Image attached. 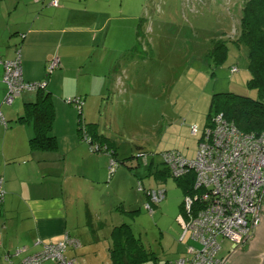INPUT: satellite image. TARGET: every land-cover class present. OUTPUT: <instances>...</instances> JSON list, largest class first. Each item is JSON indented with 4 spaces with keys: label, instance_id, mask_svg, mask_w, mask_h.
<instances>
[{
    "label": "rangeland",
    "instance_id": "1",
    "mask_svg": "<svg viewBox=\"0 0 264 264\" xmlns=\"http://www.w3.org/2000/svg\"><path fill=\"white\" fill-rule=\"evenodd\" d=\"M114 1L116 10L124 3L126 14L140 11L138 21L123 22L132 28L142 19V36L137 39L134 33L125 55L124 46L113 42L119 54L114 56L112 71L108 69L103 93L93 96L86 91L88 85L82 86L77 96L88 100L82 111L75 110L84 128L91 123L98 131L101 127L119 151L113 168L110 154L96 153L108 159V172L100 185L105 189L108 235L114 226L128 224L164 263L199 244L189 236L182 240L183 189L173 177L156 176L166 167L163 153L171 149L196 158L214 94L258 98V91L248 86L252 77L248 47L239 41L245 0H111L103 5L117 15ZM119 36L120 31L114 30L113 37ZM220 46L225 47L224 58L216 55ZM98 49L95 46L93 53ZM234 67L239 71L232 72ZM139 183L145 188L142 191ZM151 190L163 192L165 198L154 203ZM221 244L220 256L229 257L234 244L228 239Z\"/></svg>",
    "mask_w": 264,
    "mask_h": 264
},
{
    "label": "crops",
    "instance_id": "2",
    "mask_svg": "<svg viewBox=\"0 0 264 264\" xmlns=\"http://www.w3.org/2000/svg\"><path fill=\"white\" fill-rule=\"evenodd\" d=\"M53 1L0 0V59L12 60L20 51L24 79L47 81L45 90L52 94L56 114L51 134L58 144L56 150L31 148L33 124L18 119L25 114L26 104L36 102L39 90L26 91L12 105H6L3 98L8 86L2 80L1 68L0 109L6 124L0 120V180H4L5 189L0 264H20L24 257L41 251L39 241L58 242L66 235L81 242L80 247L68 251L79 264H113V231L120 225L108 235L105 189L100 186L108 172V159L90 152L79 134L76 108L66 100L82 97L86 102L88 96H77L84 85L93 96L103 93L108 69L112 71L114 56L119 54L114 43L124 46L125 55L133 37L138 39L139 22L131 28L123 21H138L141 14L139 10L126 14L124 3L116 10V1L118 12L112 14L103 6L111 0H58V7ZM114 30L120 31L119 37H113ZM95 46H99L96 54ZM56 57L60 66L50 73ZM99 134L113 143L117 158L119 151L112 137L101 127ZM23 248L24 252L16 255ZM157 258L145 264H167L176 259L163 263Z\"/></svg>",
    "mask_w": 264,
    "mask_h": 264
},
{
    "label": "built area",
    "instance_id": "3",
    "mask_svg": "<svg viewBox=\"0 0 264 264\" xmlns=\"http://www.w3.org/2000/svg\"><path fill=\"white\" fill-rule=\"evenodd\" d=\"M40 2L42 0H35ZM52 5L59 6L54 0ZM60 66L56 57L49 66L52 73ZM3 68L2 80L8 86L4 99L6 105L13 102L26 91L46 88L47 81L27 82L23 76L20 51L12 60L0 59ZM234 67L232 72H238ZM67 103L82 111V97L68 98ZM0 120L6 124L0 109ZM199 134L197 127L193 128ZM93 153H99V143H93L92 137L84 136ZM107 150V147H105ZM163 161L174 178H182L189 173L195 175L192 193L185 196L180 222L184 228L182 240L190 237L199 246H188L184 256L168 264H226L233 254L242 249L255 234L260 225L261 201L264 196V131L260 134L241 131L224 113H219L206 125L200 138L197 156L185 158L177 150L164 152ZM111 166L116 158L111 155ZM4 180H0V215L5 200ZM139 190L144 186L139 183ZM151 201L159 203L165 194L151 190ZM152 212L154 209L149 205ZM230 240L234 246L229 257L220 256L222 241ZM41 251L26 256L20 264H79L70 257V248L81 246V242L70 235L58 242H42ZM19 249L16 255L24 252Z\"/></svg>",
    "mask_w": 264,
    "mask_h": 264
},
{
    "label": "trees",
    "instance_id": "4",
    "mask_svg": "<svg viewBox=\"0 0 264 264\" xmlns=\"http://www.w3.org/2000/svg\"><path fill=\"white\" fill-rule=\"evenodd\" d=\"M143 25L141 19L138 25V38L142 36L141 28ZM239 41L248 47V68L252 75L248 86L258 91V98L255 99L233 93L214 94L211 99L207 125L213 116L224 113L241 131L260 134L264 131V0H245ZM216 53L217 57L224 58L225 47H217ZM45 89L39 90L36 102L26 104L25 114L18 119L20 123L33 124L34 136L30 140V146L34 150H56L58 148L57 140L51 134L56 116L53 97ZM79 134L83 140L87 134L92 137L93 143H99L97 152L110 154L116 158L117 151L113 147V143L99 134L96 124H87L86 128H84V122L80 119ZM105 147H107V150H105ZM167 151L171 150H166L165 152ZM156 176L173 177L167 166L164 170H159ZM174 179L183 189L185 196L192 193L195 185L194 173ZM183 203L181 204V209L183 208ZM135 212L133 211L131 214ZM113 240L111 249L113 264H145L158 260L157 254L149 251L144 246L142 240L134 234L132 227L128 224L124 223L116 227L113 231Z\"/></svg>",
    "mask_w": 264,
    "mask_h": 264
},
{
    "label": "water",
    "instance_id": "5",
    "mask_svg": "<svg viewBox=\"0 0 264 264\" xmlns=\"http://www.w3.org/2000/svg\"><path fill=\"white\" fill-rule=\"evenodd\" d=\"M263 199L261 201V207L259 217L262 224L260 228L256 227L255 234L252 239L246 244L244 251L238 252L230 257L226 264H264V216L262 215ZM249 260H253L250 262Z\"/></svg>",
    "mask_w": 264,
    "mask_h": 264
},
{
    "label": "flooded vegetation",
    "instance_id": "6",
    "mask_svg": "<svg viewBox=\"0 0 264 264\" xmlns=\"http://www.w3.org/2000/svg\"><path fill=\"white\" fill-rule=\"evenodd\" d=\"M262 215L264 216V200H263V206H262ZM261 224H262V221L260 222V225L258 226V228H260ZM249 261L252 262L253 260H249Z\"/></svg>",
    "mask_w": 264,
    "mask_h": 264
}]
</instances>
